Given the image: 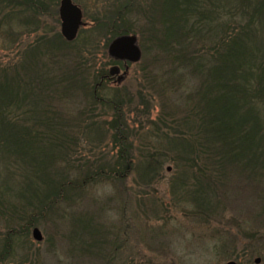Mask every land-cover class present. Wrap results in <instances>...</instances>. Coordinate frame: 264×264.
<instances>
[{"label":"rangeland","instance_id":"obj_1","mask_svg":"<svg viewBox=\"0 0 264 264\" xmlns=\"http://www.w3.org/2000/svg\"><path fill=\"white\" fill-rule=\"evenodd\" d=\"M0 1V84L10 83L36 101L29 120L35 130L45 117L51 125L43 123L39 135L47 141L36 143L40 149L27 162L15 148L32 141L11 138L12 154L0 153V251L9 234L13 253L2 264H255L257 258L264 264V237L253 242L264 235V181L244 171L251 157L229 167L221 181L211 175L202 206L193 194L192 177L200 178V191L209 180L206 168L190 167L191 157L199 159V143V151L216 152L203 135L197 108L204 79L175 65L188 54L173 49L172 57L164 49L172 1H128L124 18L141 56L126 63V73L107 55L106 36L91 32L118 0H71L84 23L74 42L60 35V0ZM235 2L221 10V18L244 25L242 0ZM85 61L94 70L107 64V74L114 66L120 76L125 73L122 82L107 80L97 93L115 100L118 111L92 103ZM115 128L127 137L124 153L113 143ZM121 153L130 167L119 181L107 173L125 169ZM32 228L40 231V243L31 238Z\"/></svg>","mask_w":264,"mask_h":264},{"label":"trees","instance_id":"obj_2","mask_svg":"<svg viewBox=\"0 0 264 264\" xmlns=\"http://www.w3.org/2000/svg\"><path fill=\"white\" fill-rule=\"evenodd\" d=\"M122 1L118 0L113 7L111 3L106 11L103 10L101 18L94 21L96 23L94 30L91 29L92 33L96 31L101 37L106 36V44L115 37L131 34L129 24L124 18L127 12L126 7L129 6L128 1L131 0H124L125 4ZM169 1L172 3L168 5L169 8L166 11L168 24L163 36L164 49L172 57L170 53L173 49L184 56L188 54L187 58L179 59L175 65H178V69L182 72L187 71L188 74H192V78L199 75L204 79L203 82L205 81L197 94L199 101L197 108L203 116L200 119L203 122V135L206 138L209 136L212 149L216 153L210 154L206 148L199 151L200 146L202 147V143H199L197 147L199 159L194 158L193 155L190 161V167L197 165L198 171L205 172V168L207 170L203 176H206L209 181L205 182L206 187L203 191L196 186L200 178L192 177L195 182H192L191 186L193 194L202 206L206 191L210 189L209 186L212 183L211 175V178L221 181L226 176L225 171L229 167L236 166L238 161H249L251 157L252 166L244 171H248L252 177L259 173L261 181H264V0H252V3L250 0H242L240 11L246 18L244 25H236L228 19L221 18V10L223 9V12L227 8L233 9L235 0H218L220 4H216L214 0H166V2ZM13 2L16 0H11V3ZM206 2L208 11H204ZM0 3L3 2L0 1ZM4 3L10 5L8 1ZM214 7H218L217 11L220 7L219 13L215 14ZM50 13L55 15L51 11ZM51 15L49 17H52ZM241 19L243 20L242 14ZM216 33L219 35L218 40L214 38ZM57 37L64 43L59 34ZM207 38L210 41L206 43L204 39ZM85 39H87L86 42ZM85 39L83 43L87 44L89 38ZM105 65L94 70L89 66V61L88 63L85 61L83 71L87 66L88 71L86 70L84 76H88L89 83L93 85L95 95L92 93V103L113 106L112 109L118 111L115 100H107L97 94L105 87L107 81ZM95 85L97 87L94 89ZM195 94L194 92L191 96ZM31 101L26 91L21 92L20 88L13 87L10 83L0 84V153L12 154V145L8 144L11 138L15 139V143H20L22 140L27 143L35 142L34 145L31 143L27 146L20 143V147L16 145L15 155L18 154V159L24 163L33 151L34 153L39 151L37 142L39 144L44 140L47 141L46 136L39 135L44 126L43 123L47 127L51 126L46 117L40 122L42 123L40 130L34 129L38 126L35 121L33 125L29 123L33 106L36 105V101ZM39 111L34 110V113ZM44 115V113L41 114V116ZM93 126H96V123ZM45 130L46 127L44 132ZM48 130L47 128V132ZM115 133L117 135L113 143L124 153L127 137L122 135L120 128L119 130L115 128ZM31 136L33 139L30 138ZM186 140L185 143L188 145V139ZM23 147L24 150L21 151ZM123 153L119 157L124 162L122 169L124 167L125 169L121 172L115 169L107 173L109 177L112 176L119 181L123 179L126 169L130 167ZM204 161L208 163V166H201ZM33 176L30 177L31 181H34ZM64 185L66 186L67 182ZM185 188L186 186L183 187L184 190ZM21 234L15 232L14 235ZM4 236L6 239L0 251V264L13 255L9 243L12 236L9 234ZM263 237L264 235L255 236L253 242L258 243ZM250 240L252 241V237Z\"/></svg>","mask_w":264,"mask_h":264},{"label":"water","instance_id":"obj_3","mask_svg":"<svg viewBox=\"0 0 264 264\" xmlns=\"http://www.w3.org/2000/svg\"><path fill=\"white\" fill-rule=\"evenodd\" d=\"M59 18L61 21V35L67 42H72L77 35L78 29L81 24L82 14L80 9L73 5L71 0H61L59 4ZM108 55L116 61L136 63L140 58V50L137 46V39L135 36H120L114 39L108 46ZM119 68L112 67L109 70L111 77L118 75ZM125 73L119 76L118 83L122 82ZM32 238L40 242L42 236L38 229H33ZM260 260L255 259V264H259ZM225 264H237L233 261L226 262Z\"/></svg>","mask_w":264,"mask_h":264},{"label":"flooded vegetation","instance_id":"obj_4","mask_svg":"<svg viewBox=\"0 0 264 264\" xmlns=\"http://www.w3.org/2000/svg\"><path fill=\"white\" fill-rule=\"evenodd\" d=\"M119 62H121L122 63V66L124 67L125 66V73H126V71H127V67H126V63L127 62H122V61H119ZM118 67V66H117ZM115 79H117V76H115V77H105V80H109V81H111V82H113V80H115ZM10 246H11V244H12V238H11V240H10Z\"/></svg>","mask_w":264,"mask_h":264}]
</instances>
